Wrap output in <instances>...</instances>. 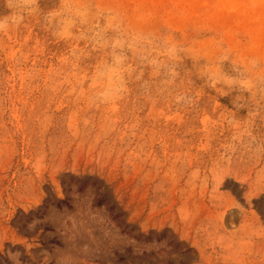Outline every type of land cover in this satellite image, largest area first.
<instances>
[{
  "label": "rangeland",
  "instance_id": "rangeland-1",
  "mask_svg": "<svg viewBox=\"0 0 264 264\" xmlns=\"http://www.w3.org/2000/svg\"><path fill=\"white\" fill-rule=\"evenodd\" d=\"M0 264H264V0H0Z\"/></svg>",
  "mask_w": 264,
  "mask_h": 264
}]
</instances>
